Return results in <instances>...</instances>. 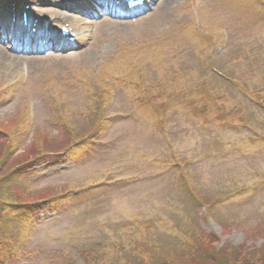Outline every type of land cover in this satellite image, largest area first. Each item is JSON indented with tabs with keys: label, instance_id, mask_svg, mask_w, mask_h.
I'll use <instances>...</instances> for the list:
<instances>
[{
	"label": "rangeland",
	"instance_id": "rangeland-1",
	"mask_svg": "<svg viewBox=\"0 0 264 264\" xmlns=\"http://www.w3.org/2000/svg\"><path fill=\"white\" fill-rule=\"evenodd\" d=\"M188 1L131 20L10 1L81 38L71 54L0 46V156L14 169L0 201L41 202L8 264H197L210 247L221 264L227 244H264V0H205L196 14ZM173 97L188 106L166 113ZM195 104L205 114L189 115Z\"/></svg>",
	"mask_w": 264,
	"mask_h": 264
},
{
	"label": "trees",
	"instance_id": "trees-1",
	"mask_svg": "<svg viewBox=\"0 0 264 264\" xmlns=\"http://www.w3.org/2000/svg\"><path fill=\"white\" fill-rule=\"evenodd\" d=\"M2 161H0V183L2 180ZM3 184H0L2 186ZM19 200H11V198H4L0 201V264H8V259L16 255V248L18 247V241L13 237V226L14 221H22L21 214L19 210L15 209L17 206H27L24 205ZM32 203L29 204V206ZM30 208V207H28ZM10 223L11 227L7 223ZM6 226V229L4 228ZM8 228V229H7ZM3 230H5L3 232ZM208 255H203L198 259L197 264H216L215 258L210 257L209 254L214 253V247L206 249ZM218 254H223V263L221 264H264V246L259 248V250H249L246 249L244 245H241L239 248H234L232 246H227L222 249H217ZM213 259V260H211ZM206 261V263L204 262Z\"/></svg>",
	"mask_w": 264,
	"mask_h": 264
},
{
	"label": "bare ground",
	"instance_id": "bare-ground-1",
	"mask_svg": "<svg viewBox=\"0 0 264 264\" xmlns=\"http://www.w3.org/2000/svg\"><path fill=\"white\" fill-rule=\"evenodd\" d=\"M0 52H2V51H0Z\"/></svg>",
	"mask_w": 264,
	"mask_h": 264
}]
</instances>
